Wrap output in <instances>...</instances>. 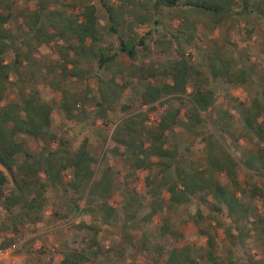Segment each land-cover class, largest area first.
I'll return each mask as SVG.
<instances>
[{"label": "trees", "instance_id": "16d2710c", "mask_svg": "<svg viewBox=\"0 0 264 264\" xmlns=\"http://www.w3.org/2000/svg\"><path fill=\"white\" fill-rule=\"evenodd\" d=\"M123 1L133 3L135 0ZM123 1L115 6L110 0H34L33 7L15 10L11 0H0V247L14 243L25 230L38 228L49 189H61L64 194L71 190L76 194L67 195L64 213H54L57 217L61 216L59 218L81 212L79 200L84 196L92 200L106 199L112 191L114 171L106 165L95 176L98 159L90 152L87 137L75 143L66 130L60 133L53 131L55 105L42 95L39 88L32 86L39 68L52 74L50 86L59 91L57 106L67 120L87 118L84 99L89 96L71 90L62 81L71 77L97 76L90 71L93 64L113 73L108 79L98 77V97H93L96 118L107 120L108 111L119 101L130 82L126 80L116 85L114 74L117 72H125L129 76L138 74L144 79L140 103L150 109H157L156 103L168 102L169 97H185L188 108L183 121H179L181 108L170 104L140 139L137 132L143 127L148 114L141 110L131 113L116 122L111 131L110 146L122 150L129 157L133 169L156 165L161 174L173 173L172 181H157L150 185L148 192L156 198L148 215L161 207L157 197L165 185L171 204L183 202L195 193H206L225 204L229 212L247 218V207L236 194L242 189L237 172L238 161L226 146L222 134L218 135L211 129L195 132L201 138L200 156L203 160V165L195 168L181 156L176 145H166V141L167 132L179 122L195 131L203 121L200 111L206 110L214 100V92L206 87L205 81L194 79L199 70L183 48V43H189L192 37L194 21L201 22L208 30L230 21L229 27L234 30L232 35L240 34L242 31L237 27L239 17L255 12L260 19H264V0H152L154 11L161 6L179 4L187 9L179 14L182 23L176 33L170 34L177 39L175 52L170 56L162 52L150 64L135 62L136 45L142 44L144 37L129 35L125 38V32L119 27L126 12L134 13ZM97 3L107 13L108 29L117 34V43L107 40L100 30ZM19 19L22 21L19 22ZM135 19L141 22L147 19V15L140 12ZM13 21L21 28L18 39L11 28ZM251 32L248 28L244 34L249 37ZM232 38V42H236ZM51 42H56V56L43 53L42 64L39 65L34 52L40 51L41 45H50ZM10 52L12 59L6 61L5 57ZM122 55L130 61L126 63ZM206 64L212 77L226 76L238 85L253 83L250 69L243 66L229 46L215 42L206 54ZM233 66L238 68L234 74ZM55 73L60 80L54 78ZM191 80L192 87L188 90ZM11 90L16 92L17 97L7 100ZM243 113V123L235 128L236 134L239 137L254 134L264 140V119H260L264 114V92L262 96L253 97L244 106ZM26 136L49 138L54 145L33 150L26 145ZM243 163L249 170L264 168V145L243 159ZM68 172L70 176L65 179ZM221 172L225 174V182L218 177ZM101 206L105 212L104 220L109 221L114 207L105 201ZM197 214L201 216L199 212ZM131 216H134L133 213L127 214V218ZM76 225L97 230L93 223L88 224L85 220ZM253 228H259L264 238V217L254 221ZM245 229L242 233L248 232L247 226ZM200 232L206 238L205 256L216 263L219 255L213 224L200 228ZM160 233H171L167 221L161 226ZM172 236L177 237L173 233ZM132 242V236L123 227L121 243L112 248L117 256H121L126 244ZM89 245L98 246V243L91 239ZM163 254L160 253L161 257L154 264H199L186 245L173 246ZM88 259L84 250L70 248L54 264H86ZM116 264L140 263L123 261Z\"/></svg>", "mask_w": 264, "mask_h": 264}, {"label": "rangeland", "instance_id": "374dc122", "mask_svg": "<svg viewBox=\"0 0 264 264\" xmlns=\"http://www.w3.org/2000/svg\"><path fill=\"white\" fill-rule=\"evenodd\" d=\"M11 1L15 10L34 5V0ZM110 1L116 6L123 0ZM151 2L152 0H135L133 3L123 1L127 8L134 11V13L126 12L123 23L119 26L125 32L124 37L129 35L144 37V42L136 45V63L150 64L155 62L157 55L162 52L167 56L175 52L177 39L170 34L176 33L179 24L182 23L179 14L187 9L179 4L161 6L154 11ZM140 12L146 13L147 19L138 22L135 17ZM97 15L104 37L117 43L118 36L108 29L109 19L100 3H97ZM239 20L237 27L242 32L233 35L231 31L234 30L229 27L230 21L220 24L213 30H208L201 22L194 21L192 37L189 43L187 41L183 43V48L191 63L199 70L194 79L205 81L206 87L214 92V100L206 110L200 111L203 121L196 126L195 131L189 130L179 122L167 132L166 145H176L181 156L195 168L203 165L200 156L202 142L200 135L195 132L211 129L218 135L222 134L226 146L238 161L237 172L242 189L236 194L247 207V218L229 212L225 204L206 193H195L183 202L171 204L165 185L161 187L157 197L161 207L155 213L148 215L156 198L148 192L150 185L157 181H172L173 173L161 174L156 165L152 168L133 169L129 157L122 150L110 146L111 131L116 122L131 113L141 110L148 114L143 127L137 132L140 139L145 136L147 129L155 125L159 114L170 104L172 107L181 108L179 121H183L184 113L188 108L185 97H169L168 102L162 104L157 102V109H150L140 103L144 79L138 74L129 76L125 72H117L114 74L116 85H121L126 80L130 82L119 101L108 111L107 120L96 118L93 97H98V77L108 79L113 73L109 69L93 64L90 71L97 76L71 77L62 81L63 85L71 90L89 96L88 99H84L87 118L67 120L57 106L60 93L50 86L52 74H48L44 68H39L32 86L39 88L42 95L55 105L53 131L60 133L66 130L75 143L86 136L90 152L98 159L95 176L100 174L104 166H110L114 171L113 186L111 194L106 199L92 200L84 196L79 200L82 211L75 215L69 214L66 218H59L61 216L57 217L54 213L60 215L64 213L66 211L64 201L67 195L76 194L71 190L64 194L61 189H49L38 228L34 231L25 230L14 243L0 247L6 249L5 255L0 256V264H54L61 258L62 253L70 248L84 250L89 257L86 264H116L123 261L154 264L156 259L161 257L160 253H164V256L171 247L184 245L189 248L199 264H264V238L259 228H253V222L264 217V168L257 171L249 170L243 163V159L264 145V140L258 139L254 134L249 137H239L235 132V128L243 123L244 106L253 97L262 96L264 92V19H260L255 12H252L239 17ZM21 21L19 19V22ZM11 28L18 35V39L21 28H18L14 21L11 22ZM248 28L252 31L249 37L244 34ZM231 38L236 42H232ZM215 42L234 50L243 66L250 69L253 83L238 85L228 80L226 76L210 75L206 54L210 52ZM47 52L53 57L56 56V42L41 45L40 51L34 52L39 65L42 64L43 53ZM121 58L126 63L130 61L126 55H122ZM10 59H12L11 52L5 57L6 61ZM237 69V66H233L232 72H236ZM54 78L60 80L57 73L54 74ZM193 81H190L188 90L191 89ZM16 97V92L11 90L7 100ZM260 119H264V114ZM25 140L26 145L33 150H38L44 145H54V141L49 138L26 136ZM69 176L70 173H66L65 179ZM218 177L225 182L226 177L223 172L218 174ZM104 201L114 207L109 221L103 218L105 212L101 203ZM198 212L201 216L197 214ZM131 213L134 216L127 218V214ZM80 220H85L88 224L93 223L97 230L77 226ZM165 221L169 224L171 233L162 235L160 228ZM209 223L213 224L217 233L219 258L216 263L205 256L206 238L200 232V228ZM246 226L249 228L248 232L242 233L246 230ZM123 227L132 236L133 242L126 244L123 255L117 256L112 247L121 243ZM172 233L177 237L174 238ZM1 237L0 235V239ZM91 239H95L98 246H90Z\"/></svg>", "mask_w": 264, "mask_h": 264}, {"label": "built area", "instance_id": "2783aa9c", "mask_svg": "<svg viewBox=\"0 0 264 264\" xmlns=\"http://www.w3.org/2000/svg\"><path fill=\"white\" fill-rule=\"evenodd\" d=\"M6 253V249H0V256H4Z\"/></svg>", "mask_w": 264, "mask_h": 264}, {"label": "crops", "instance_id": "0c3cea01", "mask_svg": "<svg viewBox=\"0 0 264 264\" xmlns=\"http://www.w3.org/2000/svg\"><path fill=\"white\" fill-rule=\"evenodd\" d=\"M235 73V71L234 72H232V74H234Z\"/></svg>", "mask_w": 264, "mask_h": 264}]
</instances>
